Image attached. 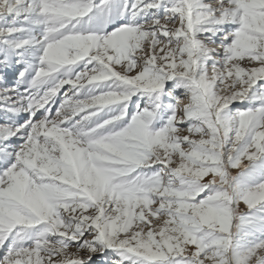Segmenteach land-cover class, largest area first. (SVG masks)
Returning a JSON list of instances; mask_svg holds the SVG:
<instances>
[{
  "label": "snow or ice",
  "instance_id": "1",
  "mask_svg": "<svg viewBox=\"0 0 264 264\" xmlns=\"http://www.w3.org/2000/svg\"><path fill=\"white\" fill-rule=\"evenodd\" d=\"M0 264H264V0H0Z\"/></svg>",
  "mask_w": 264,
  "mask_h": 264
}]
</instances>
